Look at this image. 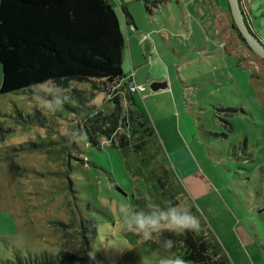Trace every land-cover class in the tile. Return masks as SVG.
Masks as SVG:
<instances>
[{"label":"rangeland","instance_id":"obj_1","mask_svg":"<svg viewBox=\"0 0 264 264\" xmlns=\"http://www.w3.org/2000/svg\"><path fill=\"white\" fill-rule=\"evenodd\" d=\"M108 1L127 37L124 81L140 78L142 60L150 71L171 76L176 105L162 96V115L146 93L134 96L163 151L154 146L139 155L117 140L103 138L101 148L88 142L84 125L114 113V99L128 114L129 83L72 82L67 90L49 82L0 93V264H50L63 252L87 255L78 264H159L165 256H182L163 246L175 233H160V243L144 241L123 224L122 205L150 214L170 204L193 210L200 234L207 239L210 232L232 264H264V59L236 26L230 6L224 17L215 0ZM207 1L215 26L205 31L188 8L191 3L197 11ZM2 81L0 64V89ZM176 108L197 121L188 179L174 168L173 146L160 133L162 123L176 122ZM174 142L173 148L182 146Z\"/></svg>","mask_w":264,"mask_h":264},{"label":"trees","instance_id":"obj_2","mask_svg":"<svg viewBox=\"0 0 264 264\" xmlns=\"http://www.w3.org/2000/svg\"><path fill=\"white\" fill-rule=\"evenodd\" d=\"M246 3L241 0L248 25ZM122 13L127 25L131 24L132 17L125 7ZM253 35L264 43L260 36ZM126 47L120 15L108 0H0L2 95L49 82L67 90L72 82L99 81L109 88L131 84L132 77L124 81ZM135 95L132 93L126 116L118 98L113 101L114 113H101L84 125L90 145L101 148L106 138L113 145L117 140L122 150L133 149L139 155L154 146L163 151L155 127L147 112L136 105ZM176 190L178 194L182 191ZM208 235L206 239L199 230L167 238L177 242L172 250L178 248L187 264H232L215 237L210 232ZM86 259L85 254L63 252L50 257L49 263L78 264Z\"/></svg>","mask_w":264,"mask_h":264},{"label":"crops","instance_id":"obj_3","mask_svg":"<svg viewBox=\"0 0 264 264\" xmlns=\"http://www.w3.org/2000/svg\"><path fill=\"white\" fill-rule=\"evenodd\" d=\"M203 2L204 0L202 1V3ZM247 3H248L247 4L248 25L250 26L252 32L256 34L257 36H260L262 38V41H264V33L262 31L264 30V7H263L264 0H247ZM214 5H216L215 8L217 10H219L218 8L221 9L219 11L225 17L227 13L225 9L229 8L228 0H215ZM201 7L199 9L197 8V11H196L195 6L190 3L189 8H188L190 12L188 11V13L190 14V16H195V15H197L195 17H198V15L200 16L201 26L203 25V29L205 31L213 30V27L215 25L211 23L210 21V14H211L210 12L212 11L211 10L212 4L207 1V3H205V5ZM170 8H172V6ZM133 25L134 23L132 22L128 26L134 27ZM216 30L217 29H214V31ZM215 33L217 35L218 32L216 31L214 32V34ZM218 34L221 35L220 32ZM131 49H132V46H131ZM221 50L222 49H216L218 54L220 53ZM225 52L226 51H225V45H224V53ZM209 55H212V54L210 53ZM221 55H223V53ZM132 60L134 61L133 56H132ZM142 61L138 65L140 69L143 68L142 75L140 76V78L134 75V80L137 85H143V86L149 87V85H151L154 82H159V83L168 82V85H169L168 88L158 91L157 94L151 95L148 92L149 89L146 92L147 97L145 99L148 98L152 100L151 105H150L152 110L156 112L160 111L162 115V111L160 110L162 108L161 107L162 105L161 97L162 96L170 100L171 104L174 103V105H176V100L173 95V86L171 84V79H170L171 76L170 74L164 72V70L163 71L161 70L160 73H154V70L150 71L148 68L145 67L146 63ZM230 67L233 71H237L236 66L233 65L232 63ZM248 83L249 82H246L247 85ZM248 86L250 87V85ZM249 96H251V93L249 94ZM176 109H177L176 110V122L173 121L171 124H167V125L165 124L166 126L162 123L160 133H161V136L163 135L165 141L166 142L168 141L170 143L169 146L171 147L172 146L174 147L176 145V143L174 142L176 141V138L181 142L182 146L180 148L172 147L173 150L170 152L169 157L174 165V168H176L180 174L182 173L183 175H186V173H191L192 168H195L194 161L191 157V153L193 152L191 149V145L197 144V141H198V133H197V127H196L197 121L194 120L193 114H190L188 110L186 109L179 110L178 108ZM171 136H174V137L172 138ZM187 175L185 179H188L189 177L193 176V174L191 176H187Z\"/></svg>","mask_w":264,"mask_h":264},{"label":"clouds","instance_id":"obj_4","mask_svg":"<svg viewBox=\"0 0 264 264\" xmlns=\"http://www.w3.org/2000/svg\"><path fill=\"white\" fill-rule=\"evenodd\" d=\"M130 205H122L121 213L123 224L127 231L135 232L144 241L160 243L159 234L172 232L183 234L185 232H198L201 228L200 219L191 210H183L179 205H171L166 211H151L147 214L143 211H129ZM150 209L158 208V205L149 204ZM155 234V235H154ZM176 241L164 238L165 249H172ZM159 264H187L186 260L179 255L163 257Z\"/></svg>","mask_w":264,"mask_h":264},{"label":"water","instance_id":"obj_5","mask_svg":"<svg viewBox=\"0 0 264 264\" xmlns=\"http://www.w3.org/2000/svg\"><path fill=\"white\" fill-rule=\"evenodd\" d=\"M233 18L236 22V26L241 31L242 35L249 43L251 48L264 59V45L258 40L250 31L244 17L241 0H228ZM167 88V83L154 82L150 85V89L153 92H158Z\"/></svg>","mask_w":264,"mask_h":264},{"label":"built area","instance_id":"obj_6","mask_svg":"<svg viewBox=\"0 0 264 264\" xmlns=\"http://www.w3.org/2000/svg\"><path fill=\"white\" fill-rule=\"evenodd\" d=\"M129 89L132 93H137L143 95L147 92L148 87L143 85H137L135 82L129 84Z\"/></svg>","mask_w":264,"mask_h":264}]
</instances>
